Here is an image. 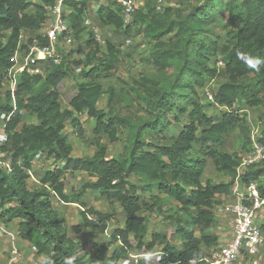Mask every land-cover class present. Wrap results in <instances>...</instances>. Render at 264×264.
I'll use <instances>...</instances> for the list:
<instances>
[{
	"label": "trees",
	"instance_id": "1",
	"mask_svg": "<svg viewBox=\"0 0 264 264\" xmlns=\"http://www.w3.org/2000/svg\"><path fill=\"white\" fill-rule=\"evenodd\" d=\"M93 1L99 0L65 2L77 38L87 33L83 22ZM193 1L160 6L159 0H145L129 23L112 4L98 8L96 17L102 25H112L124 34L137 28L152 42L149 61L155 68L112 88L107 109L98 106L107 93L99 78L116 69L120 50L111 42L102 49L91 32L77 48L81 59L70 62L69 51L60 64L49 63L43 75H20L15 91L18 110L8 122L7 140L0 145L11 160L10 170L0 164V221L6 225L18 220L19 237L53 264H64L66 257H74V264H118L130 251H154L158 246L164 252L160 264H207L203 247L218 245L219 236L209 231L216 222L215 206L232 195L242 160L224 145L237 127L243 148L251 146V129L241 112L264 108V68L254 71L237 59L238 51L264 58V0ZM29 9L28 0H0L1 94L2 73L15 63L22 31L39 30L46 19L44 5ZM224 12L228 13L222 24L225 41L220 42L210 26ZM219 60L223 66H218ZM71 64L76 66L71 68ZM78 67L79 73H73ZM219 75L225 81L213 89ZM68 76L74 78L76 91L68 106H63L60 84ZM210 84L214 101L205 96ZM4 93L0 110L9 108L10 93ZM136 102L142 104L144 114ZM209 104L226 109L211 115ZM25 114L35 116L37 122L23 123ZM85 114L95 121L92 134L103 132L112 143L120 139V131H127L128 151L108 157L106 145L97 139L91 141L96 147L92 156H74L65 128L69 124L76 136L86 141L81 122ZM262 122L258 142L264 144ZM38 154L43 155L41 160L53 158L55 164L37 176L39 187L30 188L33 180L28 171L35 172ZM208 159L230 179L202 181ZM77 171L95 180L85 182L80 192L68 194L65 176ZM131 175L136 176L135 182L129 180ZM241 180L243 184L257 182L264 194V161L249 165ZM87 189L99 191L110 206L119 202L126 214L123 226L102 242L87 244L70 235L82 228L105 233L115 216L114 211L103 212L81 200ZM55 195L82 206V225L68 224L53 206ZM152 213L174 221L173 232L182 247L164 232H151L146 239Z\"/></svg>",
	"mask_w": 264,
	"mask_h": 264
},
{
	"label": "built area",
	"instance_id": "2",
	"mask_svg": "<svg viewBox=\"0 0 264 264\" xmlns=\"http://www.w3.org/2000/svg\"><path fill=\"white\" fill-rule=\"evenodd\" d=\"M107 1L105 4L103 2ZM160 1V0H159ZM30 9H35L37 4L44 5L47 10L46 19L39 32L33 36H24V30L20 37V45L14 57V65L7 68L1 79L2 94L4 91L10 93L9 108L0 110V145L8 137L7 125L12 115L18 110L16 99V86L22 73L41 74L45 73L47 65L60 64L63 60V45H67L72 36V29L68 21V14L71 11L66 5V0H28ZM103 5H110L121 10L124 22L132 21L137 9L140 8V0H99ZM84 26H91L95 39L101 41V32L92 19V14L88 11L84 18ZM44 39V40H43ZM46 41V42H43ZM131 42L130 38L126 39ZM222 60L218 61V66H223ZM80 67L75 68V74L79 73ZM213 84V83H212ZM210 84L204 91L207 99L214 101V93L210 89ZM82 117L88 118L85 114ZM258 141V140H257ZM43 159L42 154L37 155V160ZM264 161V144L254 141L252 138L251 150L242 157L240 165L237 167V176L232 186L234 200L225 202L221 206L224 213L229 217L231 238L227 242L216 246L205 254L204 260L207 264H262L264 260V194L260 193L257 182L251 181L243 184L241 174L249 165L258 164ZM0 164L11 169L10 157L0 150ZM30 180H36L37 176L33 169L29 170ZM243 188L244 191L241 190ZM216 207V206H215ZM0 228L7 233L13 243L12 253H18V248L14 244L16 236L5 224L0 221ZM153 253V258L149 264H160V259L164 252L162 249L154 251H140L130 253L127 257L128 264H139L144 260L146 254Z\"/></svg>",
	"mask_w": 264,
	"mask_h": 264
},
{
	"label": "rangeland",
	"instance_id": "3",
	"mask_svg": "<svg viewBox=\"0 0 264 264\" xmlns=\"http://www.w3.org/2000/svg\"><path fill=\"white\" fill-rule=\"evenodd\" d=\"M193 0H160L159 4L160 6H176L177 4H185L187 2H190ZM223 1H229V0H223ZM239 2L240 0H236ZM107 4L108 2H103ZM145 3V0H140L139 7L142 8ZM198 1H193V4H197ZM100 2H91L89 5V12L93 16V21L95 23V26L100 29L101 32V41L99 42L102 49H105L108 42H111L112 44L116 45L117 48L120 50V61L116 67V69L113 72H110L107 75H102L99 80L102 82L103 86L106 89V92L101 100L100 104L104 106V108H108L107 103L109 99V91L112 88H119L123 85V81H131L133 78H136L137 76L143 74V73H152L154 71V67L149 61V53L152 48V42L144 38L142 34L138 33L137 28L133 29L130 34H124L122 30H119L115 28L112 25H102L100 22H98L96 17V12L98 10V6L100 5ZM180 6V5H178ZM32 9H29L28 12H31ZM228 13L224 12L221 16H218L216 21L210 26L211 29L214 31L217 38L219 37L220 42L225 41V31L222 29L223 22L227 19ZM87 33L81 34L80 37H75L72 33L71 40L67 45H63L64 54L63 56L66 57L69 51H72V54L67 56V59L72 62V60H79L83 57L82 54H80L77 50L79 44H84V40L88 37V32H91L94 36L93 30L91 26H85ZM39 32V30H24V36L29 37L30 35H36ZM130 38L131 42L127 43L126 39ZM76 66L75 64H71V68ZM5 73H2L4 76ZM225 81V77L223 75H219L215 78V82H213V89H216L218 85H220L222 82ZM2 92V91H1ZM1 94V93H0ZM6 93L1 94V98L3 99L5 97ZM71 96L70 93L66 91L61 93V102L64 105H67L68 101L70 100ZM5 103V100H3ZM142 104L139 102H136V107L140 108L139 112L140 114H144V111L141 110ZM225 107L216 105V104H209L207 106V112L211 115H218L221 110H225ZM248 109V108H244ZM241 114H245L247 124L250 126L251 129V137L254 139V141L258 142V137L261 136L262 133V127H263V120H264V108H249L248 112L242 111ZM183 118V117H182ZM185 120V119H184ZM33 117L25 114L23 117V123L32 122ZM69 124H67V128H65V133L68 135V138L71 137L73 139V136L76 134L74 133V130L69 129ZM128 132L127 131H120L119 132V140L112 143L109 140V137L101 132L99 135L91 134L89 135L88 139L85 142L91 141L94 143L97 139H99L101 142H103L107 147V153L111 156H118L122 153H125L128 151L127 144H128V138H127ZM88 145V144H87ZM86 146V145H85ZM90 147V146H89ZM224 148L233 151L239 154V156L244 157L247 152L251 150V146H247L246 148H243L242 146V138L240 135V132L237 127H234L228 137L227 141L224 145ZM44 164V167L51 168L55 162L53 158H45V160H41ZM210 164L213 165L212 161H210ZM210 167H206L207 170V176L210 177L213 181H227L230 178L226 176L225 174H222L221 172L217 171L215 168L209 169ZM41 169V168H40ZM78 174V173H77ZM77 178V179H76ZM72 179L75 180L74 184L77 182V184H83V182L86 180L85 178H81L80 175L73 176ZM203 180L205 178L203 177ZM242 191L243 188H241ZM233 195L231 196V198ZM230 197L221 198V206L224 202H227L231 199ZM97 197L93 198V201L97 203V206L99 209L103 210L108 208L107 204L104 201L95 200ZM105 200V199H103ZM219 205V206H220ZM74 205H67L68 209L66 210L69 216L70 222L75 221V216H77L75 209H69L73 207ZM75 207V206H74ZM170 207V205H167L166 208ZM111 211H114L115 216V225L119 226L120 222L122 220L119 217V214L121 212L120 208L116 210L113 206H110ZM109 209V208H108ZM80 210V209H79ZM67 220V222H69ZM149 232H164L167 234L168 238H170L171 242L178 247H181V242L175 237L174 230H175V223L172 220L164 219L161 216H158V214L150 215L149 216ZM85 229L82 228L79 233L73 232L74 234H78V238H82V240L89 244L93 242L91 239H89L88 233L85 232ZM97 238L102 239L106 236H101L100 233H97ZM102 237V238H101ZM150 238V234L147 235L146 239L148 240ZM99 239V240H100ZM12 258V257H11ZM128 259L124 258L122 264H128ZM14 264V262L10 263ZM43 264V263H42Z\"/></svg>",
	"mask_w": 264,
	"mask_h": 264
},
{
	"label": "crops",
	"instance_id": "4",
	"mask_svg": "<svg viewBox=\"0 0 264 264\" xmlns=\"http://www.w3.org/2000/svg\"><path fill=\"white\" fill-rule=\"evenodd\" d=\"M94 16V15H93ZM92 16V19H93ZM94 20V19H93ZM69 92L70 96L72 97L73 94L76 91V82L74 80V78H72V76H68L65 79H63V81L60 84V93L65 92L66 93ZM68 106V103L67 105ZM98 106L100 108H104V106L102 104H98ZM248 109H245L244 111L248 112ZM33 117V121L34 123L37 122V119L35 116ZM81 122H82V126L84 127L85 131H86V138L88 139L89 135L91 134V131H93L94 127H95V121L94 119L90 118H86V117H82L81 118ZM69 129L73 128L69 125L68 126ZM67 128V127H66ZM69 141L72 144L73 147V151L72 154L74 156H92L94 154V152L96 151V147L95 145H93L90 142H85L81 139H79L77 136H73V139L71 137H69ZM88 144V145H87ZM86 145V146H85ZM90 146V147H89ZM227 150V149H226ZM229 151V150H228ZM230 153L233 151H229ZM108 157H111L110 154L107 153ZM210 159L207 160V165L206 167H210L209 169L215 168L214 165L210 164ZM45 163H42L41 160H37L36 161V167H35V174L36 176H38L41 172H43L44 170L47 169V167H44ZM41 168V169H40ZM78 173V174H77ZM80 175L81 178H85L86 180L83 182V184L85 182H90V181H94L95 178L94 177H90L88 176V174L86 172H82V171H77L75 173H67L65 176V183H66V187H65V191L68 194H72V193H78L81 191V188L83 186V184H77V182L74 184L75 180L72 179V177L74 176H78ZM203 177L206 179L210 178L209 176H207V170L205 169V172L203 173ZM38 178V177H37ZM77 179V178H76ZM129 180L135 182L136 181V176L135 175H131L129 177ZM202 178V181H205ZM39 182L36 180H33L31 182H29V187L30 188H37L39 187ZM232 196V195H231ZM231 196H228L231 198ZM97 197V199L95 200H101V201H106L103 200L105 198H103L99 191L97 190H93V189H87L85 191V193L83 194V196L81 197V200L85 201L87 203L88 206H93L95 209H98L100 211H103L101 209L98 208L97 203L93 201V198ZM235 196H233L230 200H228L227 202H230L232 200H234ZM52 201H53V206L58 209L61 213L64 214V216L66 217L67 220H69V216L67 213V205H74L73 207L69 208L70 210L75 209L77 216H75V221L73 222H68L69 225L72 224H79L82 225L83 219L79 213V209L82 208V206L79 203H72V202H63L61 201L58 196H53L52 197ZM106 204L108 203L107 201L105 202ZM225 203V202H224ZM220 205V204H219ZM217 205L215 207V218H216V222L215 225L213 227H211V229L209 230L211 233L217 234L219 236V243L217 246H220L221 244L227 242L228 240H230L231 238V231H230V225H229V217L227 214L224 213L221 205L219 206ZM107 207L104 209L103 212H111V208H110V204H107ZM113 207L118 210L121 205L119 202H115ZM121 212L119 214L120 219L122 220V222H120L119 226H123L124 221L126 219V214L125 211L120 208ZM150 215H154V213L150 214ZM115 220L112 219L109 224H108V228L106 230L105 233H100L101 236H106L102 239H98L97 238V234L93 233L90 229H85V232L88 233L89 239H91L92 241H98V242H102L104 240H106L109 235L113 232V230L118 227L117 225H115ZM7 228L13 232L16 236L15 239V245L18 248V253L15 255L14 253H12V246L13 243L11 241V238L9 237V235L5 232H3V230L0 228V264H10L12 262H14V264H42L43 261L46 259L44 255H38L36 253L35 248L32 246V244L26 240H23L19 237L18 235V220H13L10 223L6 224ZM70 235L75 238L76 240L82 241V238H78V234H74L73 232L70 233ZM150 236H151V232H150ZM150 239V238H149ZM181 242V241H180ZM181 247H182V242H181ZM216 246H204L203 250L205 251V254H208L210 252V250L212 248H214ZM161 247H157L156 249H160ZM136 251H130V253H133ZM128 254V256H129ZM127 256V257H128ZM12 257V258H11ZM126 257V258H127ZM124 258L121 259L119 261L118 264H122ZM264 264V260L263 263Z\"/></svg>",
	"mask_w": 264,
	"mask_h": 264
},
{
	"label": "clouds",
	"instance_id": "5",
	"mask_svg": "<svg viewBox=\"0 0 264 264\" xmlns=\"http://www.w3.org/2000/svg\"><path fill=\"white\" fill-rule=\"evenodd\" d=\"M237 59L249 69L254 71L259 72L262 68H264V58L254 55L250 51H238ZM153 255V253H149L144 256L145 264H148V262L152 260ZM74 259V257H66L64 264H74ZM43 264H53V261L51 258H46L43 261ZM193 264H195L194 261Z\"/></svg>",
	"mask_w": 264,
	"mask_h": 264
}]
</instances>
